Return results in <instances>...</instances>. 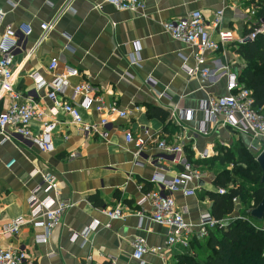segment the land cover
<instances>
[{
	"label": "crops",
	"instance_id": "0c3cea01",
	"mask_svg": "<svg viewBox=\"0 0 264 264\" xmlns=\"http://www.w3.org/2000/svg\"><path fill=\"white\" fill-rule=\"evenodd\" d=\"M143 1L141 11H118L108 4L96 10V0H0L4 13L0 33L6 26L16 28L19 24L30 29L28 35L17 33L14 37L13 88L18 102L34 93L33 99L43 108L42 120L31 122L33 131L44 121H56L50 152H40L17 136L0 143V227L15 218L26 222L17 236L0 239V245L23 251V264H109L110 260L137 264L131 257L132 239L143 238L148 248L164 247L167 232L151 220L153 207L146 201L140 203L142 196L147 192L166 195L151 178L159 174L169 180L182 170L158 142L179 146L181 161L199 169L195 195L173 194L178 210L192 223L200 215L210 214L208 193L217 192L216 176L231 168L221 160L222 154L238 141L250 151V146L256 145L248 133L212 123H207L205 133L199 132L198 125L204 120L199 105L209 96L226 93L222 67L238 71L244 66L237 46L248 41L238 39L246 37L264 19V0ZM193 10H199L206 22L221 10V28L234 36L233 43L204 55L203 66L213 73L204 81L197 75L188 76L184 70L194 65L192 48L172 39L162 28L164 21L183 18ZM52 20V28L39 40L40 24ZM210 36L217 39L215 32ZM136 43L138 66L128 60ZM52 59L57 66L49 70ZM67 68L77 69L79 74L68 78V86L59 97L78 107L83 122L94 124L103 116L93 109H83L81 96L72 98V87L84 80L97 88L106 103L115 101L127 113L122 119L108 118L106 139L81 131L60 109L53 115L48 113L51 103L46 99V89H36L32 77L37 75L49 82ZM8 102L0 97V111ZM152 109L164 112L166 117L161 120L150 115ZM172 111L181 116L172 118ZM188 112L190 118L186 117ZM126 132L134 138L143 137V146L138 149L133 141L125 142ZM203 151L207 156L201 159L198 154ZM11 159L14 163L6 168ZM34 168L53 176L59 200L73 203L46 243L34 241L43 230L31 224L27 204L40 179L38 175L28 176ZM44 195L42 190L36 193L38 198ZM114 207L120 208L123 218L109 221L102 211ZM237 208L232 215L239 213ZM94 220L99 222L95 229L91 227ZM107 223L109 227H104ZM182 252L179 245L164 247L160 254L147 253L143 264H170Z\"/></svg>",
	"mask_w": 264,
	"mask_h": 264
},
{
	"label": "built area",
	"instance_id": "2783aa9c",
	"mask_svg": "<svg viewBox=\"0 0 264 264\" xmlns=\"http://www.w3.org/2000/svg\"><path fill=\"white\" fill-rule=\"evenodd\" d=\"M253 1V0H249ZM111 5L118 11H141L144 9L143 0H96L93 7L100 10L102 5ZM254 13L253 10L251 12ZM222 11L218 10L213 13L210 21L206 22L199 10H193L187 13L183 18L177 20L164 21L162 28L166 34L172 39L189 45L193 50L192 67L184 68L188 76L197 75L201 81L208 80L213 77L212 69L204 67V55L207 52L215 51L220 46L234 42L232 31L222 29ZM3 11L0 9V27L3 18ZM53 20L49 23H41V35L39 40L46 37L47 32L52 28ZM211 32H215L217 39L211 38ZM17 33L28 35L30 29L19 24L16 28L6 26L0 33V97L8 99V106L5 110L0 111V143L12 141L15 137L29 141L40 152H50L53 150L51 135L56 128V121L53 119L44 121L40 124L36 131L31 127L32 121H41L45 116L44 110L33 99L34 93L23 102H18L17 93L13 88V47L15 44L14 37ZM258 35L264 36V19L259 21L246 37L238 39L241 42L254 40ZM38 40V42H39ZM137 43L133 46V53L128 54V60L131 65L138 66L139 57L137 51ZM57 66V61L52 59L48 66L49 70H54ZM78 70L67 68L65 73L53 77L49 82L42 81L33 75L36 89H46V99L51 103L48 108V113L53 115L57 109L68 115L71 122L81 131L94 133L101 139L107 138L108 118L116 117L122 119L127 116V113L120 110L115 101L106 103L90 82L80 81L72 87V98L81 96L83 99L82 108L85 110L93 109L96 113L103 116L97 123L89 124L82 121L78 107L67 102L61 101L60 94L68 86V78L77 76ZM221 74L225 78L226 93L219 96H209L202 100L199 105V110L204 115V120L198 125V131L206 132L207 123L216 124L222 128L246 132L251 139L259 145H251L250 149L255 155L264 147V118L252 106L253 100L251 92L248 89L241 87L237 81V74L228 66L222 67ZM163 95V94H161ZM172 118L180 117L181 113L175 114L174 111L170 115ZM186 117H191V112H188ZM144 135H148L144 130ZM125 142H134L135 146L140 149L144 144L143 137L134 138L131 132L124 134ZM158 147L163 151L173 155V162L180 164L182 170L177 173L172 179H165L159 174H154L151 178L163 187L167 192L166 195H161L158 192L144 193L141 202H149L153 207L151 220L167 229L164 247L180 246L183 249L189 247V240L192 237L203 238L206 236L208 229L220 225L226 227L234 220H243L249 223L255 230L264 234V226L256 224L248 217L240 214L231 215L227 219H213L210 214H202L196 223L186 221L178 210L173 194L182 193L185 197L195 195L197 183L200 179L199 169L192 166L188 162H182L178 155L181 149L177 145H170L164 141L158 142ZM199 158L203 159L207 156L205 151L200 152ZM14 163L11 159L6 168ZM39 176V182L31 191L27 198V204L31 216V224L36 227H41L42 234L35 235L36 243H46L51 231L59 225L63 213L73 206V203H68L59 200L58 187L56 180L48 173H41L34 168L29 173V177ZM194 185V186H193ZM42 190L45 195L43 198H38L36 193ZM224 189L218 188L217 193L222 194ZM233 202L237 203L234 198ZM103 215L109 220H118L123 218V214L119 207L102 211ZM26 225L22 218H15L0 227V239H10L18 235L20 230ZM99 225L97 220L92 222V228L95 229ZM104 227H109V223ZM87 232V231H85ZM83 233L86 234V233ZM164 247L148 248L143 238L136 236L131 241V257L137 264H143V257L147 253L160 254ZM25 262V254L18 248L2 247L0 245V264H23ZM109 264H116L114 260H110ZM167 264V263H163Z\"/></svg>",
	"mask_w": 264,
	"mask_h": 264
},
{
	"label": "trees",
	"instance_id": "16d2710c",
	"mask_svg": "<svg viewBox=\"0 0 264 264\" xmlns=\"http://www.w3.org/2000/svg\"><path fill=\"white\" fill-rule=\"evenodd\" d=\"M237 52L244 63L236 71L237 81L250 90L252 106L264 118V36L258 35L252 41L238 44ZM152 110L150 115L161 120L166 117L164 112ZM255 157L241 141L222 154L221 160L230 163L231 168L222 170L215 179L216 186L224 192L208 193L213 219L222 220L232 215L240 205L238 214L264 226V215L262 221H256L247 214L264 194L261 170ZM170 264H264V234L243 220H234L226 227L216 225L208 229L203 238L192 237L189 247L175 255Z\"/></svg>",
	"mask_w": 264,
	"mask_h": 264
},
{
	"label": "water",
	"instance_id": "95a60500",
	"mask_svg": "<svg viewBox=\"0 0 264 264\" xmlns=\"http://www.w3.org/2000/svg\"><path fill=\"white\" fill-rule=\"evenodd\" d=\"M255 161L261 170L260 182L264 184V147L257 153ZM247 214L256 221H262L264 215V194L257 205L247 211Z\"/></svg>",
	"mask_w": 264,
	"mask_h": 264
},
{
	"label": "rangeland",
	"instance_id": "374dc122",
	"mask_svg": "<svg viewBox=\"0 0 264 264\" xmlns=\"http://www.w3.org/2000/svg\"><path fill=\"white\" fill-rule=\"evenodd\" d=\"M256 145H259V144L256 142ZM238 208L241 209V206L239 205ZM238 208H237V209H238ZM237 212H238V211H237Z\"/></svg>",
	"mask_w": 264,
	"mask_h": 264
}]
</instances>
